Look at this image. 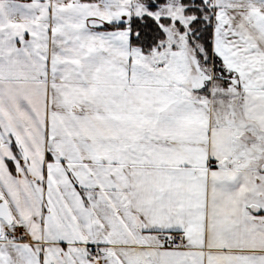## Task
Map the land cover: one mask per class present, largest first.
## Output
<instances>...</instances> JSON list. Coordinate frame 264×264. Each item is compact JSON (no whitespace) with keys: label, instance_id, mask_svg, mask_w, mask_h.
Masks as SVG:
<instances>
[{"label":"snow or ice","instance_id":"1","mask_svg":"<svg viewBox=\"0 0 264 264\" xmlns=\"http://www.w3.org/2000/svg\"><path fill=\"white\" fill-rule=\"evenodd\" d=\"M0 264H264V0H0Z\"/></svg>","mask_w":264,"mask_h":264}]
</instances>
